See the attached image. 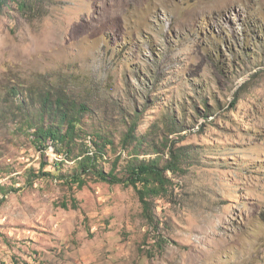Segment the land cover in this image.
I'll return each instance as SVG.
<instances>
[{"label":"rangeland","instance_id":"obj_1","mask_svg":"<svg viewBox=\"0 0 264 264\" xmlns=\"http://www.w3.org/2000/svg\"><path fill=\"white\" fill-rule=\"evenodd\" d=\"M9 6L0 11V264H264V0ZM46 93L88 107L73 155L102 133L111 143L97 166L117 178L135 155L163 166L171 152L188 154L168 171L169 192L152 198L151 225L133 186L75 175L74 158L53 166L61 143L35 146L18 111L24 101L39 114ZM131 128L138 141L125 142ZM46 153L51 175L40 171Z\"/></svg>","mask_w":264,"mask_h":264},{"label":"trees","instance_id":"obj_2","mask_svg":"<svg viewBox=\"0 0 264 264\" xmlns=\"http://www.w3.org/2000/svg\"><path fill=\"white\" fill-rule=\"evenodd\" d=\"M10 1L11 0H0V11L5 7L10 9ZM42 101L43 107H40L38 110L39 114L37 115L32 114L35 106L26 108V112L22 110L23 104L25 103L24 101L18 111L23 112L18 116L25 118L23 120L25 129L29 135L32 133L31 135L34 137L35 146L45 153L47 141L53 140L54 143H61V149L59 147L55 149L57 153L53 158V166L57 164L58 167H60L61 162L64 160L74 158L78 161L75 175L82 176L89 172H95L99 178L105 181L124 183L127 186H133L140 197L143 207V216L151 225V221L154 220L151 214L152 198L162 196L169 192L171 178L167 173L168 171H176L188 154L185 155L183 152H177V154L171 152V158L168 159L163 166L157 159H140L139 155H135L130 159L126 167L128 173L127 177L122 179L117 178L113 172H105L97 166L98 161L106 155L105 150L107 145L111 143L107 141V138H105L102 133L95 132L94 136L90 135L88 139L89 143L80 144L81 153L79 155H73L74 151L72 145L76 136H80L77 130L79 126L82 125V115L88 111V107L84 104L72 102L63 96H59L52 101L48 93L45 94ZM47 114L52 119L50 124L46 121ZM99 138H101L102 143L98 141ZM131 139H133V141H131ZM124 141H138L135 137L133 128L129 129L125 134ZM148 142L152 143L151 140H148ZM162 143H164V141H162ZM139 144H141V142H139ZM66 153L68 154L67 156H65ZM58 156L61 157L60 160H58ZM42 158H46V161L41 163L40 171L43 175H51L50 171H44L46 165L49 164L47 153L46 155L44 154ZM114 164H116V161ZM33 176L35 177L36 175ZM81 176L75 179L80 187L85 184Z\"/></svg>","mask_w":264,"mask_h":264}]
</instances>
